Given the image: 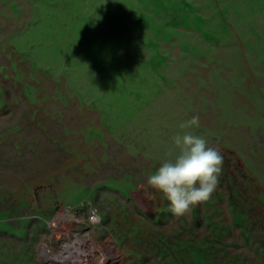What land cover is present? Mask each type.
<instances>
[{
	"label": "rangeland",
	"instance_id": "rangeland-1",
	"mask_svg": "<svg viewBox=\"0 0 264 264\" xmlns=\"http://www.w3.org/2000/svg\"><path fill=\"white\" fill-rule=\"evenodd\" d=\"M186 131L223 167L176 217ZM65 210L101 264H264V0H0V264H57Z\"/></svg>",
	"mask_w": 264,
	"mask_h": 264
},
{
	"label": "clouds",
	"instance_id": "clouds-1",
	"mask_svg": "<svg viewBox=\"0 0 264 264\" xmlns=\"http://www.w3.org/2000/svg\"><path fill=\"white\" fill-rule=\"evenodd\" d=\"M180 127H199V117L194 116ZM174 145L178 154L163 162L147 183L169 202L174 216L182 217L211 199L219 183L223 157L205 138L190 131L175 136Z\"/></svg>",
	"mask_w": 264,
	"mask_h": 264
},
{
	"label": "bare ground",
	"instance_id": "bare-ground-1",
	"mask_svg": "<svg viewBox=\"0 0 264 264\" xmlns=\"http://www.w3.org/2000/svg\"><path fill=\"white\" fill-rule=\"evenodd\" d=\"M76 222L66 210L56 215L50 226L54 229L53 234L60 239L57 252L41 246V255L57 264H101L102 258L98 256L100 250L96 242L92 238L87 237L84 241L83 238L72 235Z\"/></svg>",
	"mask_w": 264,
	"mask_h": 264
}]
</instances>
